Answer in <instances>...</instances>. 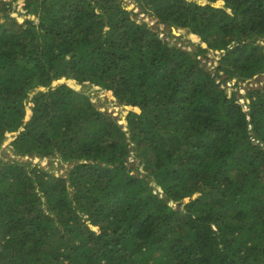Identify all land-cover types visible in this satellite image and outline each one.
<instances>
[{"label":"trees","instance_id":"trees-1","mask_svg":"<svg viewBox=\"0 0 264 264\" xmlns=\"http://www.w3.org/2000/svg\"><path fill=\"white\" fill-rule=\"evenodd\" d=\"M133 1L194 51L122 0H0V264H264V84L221 88L264 82V0Z\"/></svg>","mask_w":264,"mask_h":264},{"label":"rangeland","instance_id":"rangeland-1","mask_svg":"<svg viewBox=\"0 0 264 264\" xmlns=\"http://www.w3.org/2000/svg\"><path fill=\"white\" fill-rule=\"evenodd\" d=\"M5 4H11V8H18V5L23 2V0H1ZM124 5L127 6V9L131 10V16L133 19L136 20L137 23L145 22L147 25L157 33L158 37L160 39L165 40L168 42V44L172 46H176V48H180L182 50H185L187 52H193L194 48L193 46H196L199 44V42L195 41V39L192 38V35L188 30L182 29V28H174L172 27L170 30L168 27L164 26L163 24H157L154 19L149 18L148 16H145L144 14L139 13V9L135 6V3L133 0H122ZM190 1H196V0H190ZM200 3H203L201 0ZM220 6L219 4H216ZM1 15V13H0ZM23 21V16H22ZM2 22V21H0ZM21 22V21H20ZM264 45V43H262ZM264 47V46H263ZM198 60L201 61V63L205 64L206 69L213 72L214 68L217 66V60L218 56L214 55L209 51V53L206 55V57L203 59L202 56L198 57ZM263 79L256 77L252 81H249L247 83L240 84L239 87H235V80H232L231 82L227 83L225 86H221V88H226L227 92H236L237 94L243 95L245 93V90L250 87H260L264 84L262 82ZM75 88L78 89V91L86 92L82 85H78ZM76 90V89H75ZM85 95H89L90 102L99 109L101 112L109 113L113 117H116V119H122L121 120V126L123 127V130L128 132L126 129V122H125V116L127 112H129V109L127 107L123 106H117L116 102H113V98L110 97L107 93H97L94 90L91 89V91L86 92ZM128 136V134H126ZM3 150H0V156L3 158L9 157L10 151L9 148L6 146V143L3 144ZM4 154V155H3ZM22 160L24 161H31L34 165H39L41 168L49 171L51 175L54 177H62L65 176V173L67 172L68 165L63 163L61 161V158L58 154V156H52L50 160L47 159H30L28 157H23Z\"/></svg>","mask_w":264,"mask_h":264},{"label":"clouds","instance_id":"clouds-1","mask_svg":"<svg viewBox=\"0 0 264 264\" xmlns=\"http://www.w3.org/2000/svg\"><path fill=\"white\" fill-rule=\"evenodd\" d=\"M103 94H104V92H102ZM113 102H116L114 99H113ZM117 104V103H116ZM117 106H120V105H118L117 104ZM123 107H125V106H123ZM112 116V115H111ZM113 117V116H112ZM115 119H116V117H114ZM122 120V119H121ZM121 120L120 119H116V121H117V123H118V125H122L120 122H121Z\"/></svg>","mask_w":264,"mask_h":264}]
</instances>
